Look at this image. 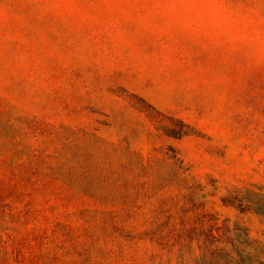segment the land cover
Segmentation results:
<instances>
[{"label": "rangeland", "instance_id": "1", "mask_svg": "<svg viewBox=\"0 0 264 264\" xmlns=\"http://www.w3.org/2000/svg\"><path fill=\"white\" fill-rule=\"evenodd\" d=\"M0 179V264H264V0H0Z\"/></svg>", "mask_w": 264, "mask_h": 264}, {"label": "trees", "instance_id": "2", "mask_svg": "<svg viewBox=\"0 0 264 264\" xmlns=\"http://www.w3.org/2000/svg\"><path fill=\"white\" fill-rule=\"evenodd\" d=\"M171 149V148H169ZM115 175H117L118 177L122 176V174L118 171V172H114ZM25 182H27V184H33L34 180L30 177H27L26 179H24ZM2 186V180L0 179V188ZM1 199V196H0ZM5 198L2 197V200H4ZM124 204V203H123ZM107 213H105L114 223L115 225L119 226L121 229H124V225L125 223H127V220L129 218H131L133 216V212L131 210H129L127 207H125L124 205H122V207L120 209H114V210H106ZM126 233L128 232V234L131 232V230H125ZM135 236V234H134ZM247 259H249L250 257L247 255L246 256ZM248 264H253V262H249Z\"/></svg>", "mask_w": 264, "mask_h": 264}]
</instances>
